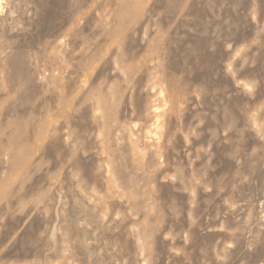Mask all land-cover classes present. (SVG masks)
Returning <instances> with one entry per match:
<instances>
[{
    "label": "rangeland",
    "instance_id": "obj_1",
    "mask_svg": "<svg viewBox=\"0 0 264 264\" xmlns=\"http://www.w3.org/2000/svg\"><path fill=\"white\" fill-rule=\"evenodd\" d=\"M0 4V264H264V0Z\"/></svg>",
    "mask_w": 264,
    "mask_h": 264
},
{
    "label": "bare ground",
    "instance_id": "obj_2",
    "mask_svg": "<svg viewBox=\"0 0 264 264\" xmlns=\"http://www.w3.org/2000/svg\"><path fill=\"white\" fill-rule=\"evenodd\" d=\"M1 5V4H0Z\"/></svg>",
    "mask_w": 264,
    "mask_h": 264
}]
</instances>
